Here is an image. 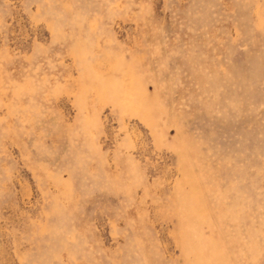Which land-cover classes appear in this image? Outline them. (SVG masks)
Wrapping results in <instances>:
<instances>
[{
    "label": "rangeland",
    "instance_id": "rangeland-1",
    "mask_svg": "<svg viewBox=\"0 0 264 264\" xmlns=\"http://www.w3.org/2000/svg\"><path fill=\"white\" fill-rule=\"evenodd\" d=\"M0 264H264V0H0Z\"/></svg>",
    "mask_w": 264,
    "mask_h": 264
}]
</instances>
